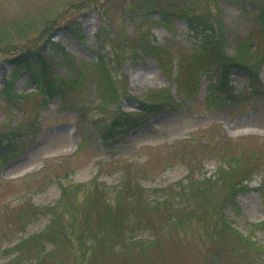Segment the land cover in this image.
Returning <instances> with one entry per match:
<instances>
[{
  "label": "rangeland",
  "instance_id": "1",
  "mask_svg": "<svg viewBox=\"0 0 264 264\" xmlns=\"http://www.w3.org/2000/svg\"><path fill=\"white\" fill-rule=\"evenodd\" d=\"M263 5L264 0H0V32L13 29L11 38L30 37L11 40L21 48L37 45L47 26L44 17L53 11L56 29L43 49L57 53L40 87L28 72L15 70L16 49L0 44V135L17 132L14 148L0 147V264H36L37 258L38 264H264V90L250 93V75L237 62L222 73L194 59L204 34L188 21L194 10L219 22L230 56L236 55L231 40L238 38L239 62L250 65L264 87V27L259 12L251 11ZM127 41L151 49H126L118 59L121 78L110 71L99 78L94 51L100 44L126 47ZM211 78L215 84L225 80L232 96L214 91ZM51 87L57 91L52 95ZM172 101L175 109L145 111ZM115 116L126 125L112 126ZM100 128L111 131L108 143ZM127 174L142 181L131 182L134 192L111 207L107 194L120 191ZM92 179L109 188L100 194L103 202L90 205L100 213L92 220L113 208L125 211L130 234L126 243L107 240L103 249H88L83 260L68 244H49L38 235L58 228L65 212L64 223L75 236L83 231L87 191L77 186ZM204 179L211 183L199 187ZM191 184L199 187L196 194L187 190ZM79 244L74 240L71 246L81 250Z\"/></svg>",
  "mask_w": 264,
  "mask_h": 264
},
{
  "label": "trees",
  "instance_id": "2",
  "mask_svg": "<svg viewBox=\"0 0 264 264\" xmlns=\"http://www.w3.org/2000/svg\"><path fill=\"white\" fill-rule=\"evenodd\" d=\"M251 11L255 13L259 12V16L257 13V22L259 23L260 26L264 27V5L262 8L260 7L258 11H256L255 7H253ZM52 14H53V11L48 13V15H45L44 20L47 22L46 23L47 26L45 27L43 34L40 35V37L36 38L38 39L37 45L31 49H26L24 47L21 48L17 46L15 43H12L14 42L13 40H15L16 42H19L20 40H22V42H24L25 40L28 41L30 37L27 36V38H24V39L23 38H11L9 36L10 35L9 32H11L13 29L9 31L8 30L3 31L2 33L0 32L1 33L0 34V44L4 46L6 45L12 46L10 50L16 49L14 51L18 52V54L14 57V61L16 65L15 70L16 71L24 70L28 72L33 78H35L38 81V86L40 87L44 85V80L46 79L47 75L51 72V69L57 60V53L55 54L49 53L43 49V44L48 39L50 32L56 29V27H54L55 26L54 23L56 19L51 17ZM189 14L194 15L193 17H189V19L187 18L188 21H190L191 23L190 26L193 29H197V30L198 28L201 27L200 31L203 32L204 34L203 43L200 45L199 49L196 51L197 55H194L193 58L197 60L200 59L203 62L210 64V66L213 65L217 69H220L222 73L227 72V69L225 67L228 64H231V65L239 64L242 68L246 69V71H248L250 75V78H251L250 93H252V95H258L260 93H263L264 87L261 84L260 79L258 78V73L250 65L244 64L243 62H239L240 56L242 54V50H241V45H240L241 43L236 41L238 40V38L231 40L230 44L232 47L233 45H235L233 47V50L236 55L230 56L226 52V48L229 42L224 34V31L221 32L220 23L219 22L215 23L213 22L212 18L208 17L206 14H199L198 12L194 10H190ZM60 23H57L56 25ZM16 30L17 31L14 36L19 34L18 29ZM245 39L249 40V38H245ZM124 43H126V47H123V44H122L121 46H118V47L113 45L108 48L100 44V48L94 51V53L97 55V59L95 60L96 63L94 67L97 70L96 75L99 76V78L105 77L107 75L106 71H110L111 73L114 72L119 75L120 60L118 61V59L123 58L122 57L123 52L126 51V49H129L130 53L134 51L133 53L135 54L136 53H140V54L148 53L149 50L151 49V46L148 43L146 44V46L143 44L134 45L133 43L129 41L124 42ZM56 44L57 43L52 42L51 46L53 47L58 46ZM249 47H254V45L250 43ZM60 52H61L62 57L67 55V53L63 49H61ZM233 62H237V64H234ZM208 68L209 67H205L203 69L209 71ZM118 78H121V76L119 75ZM213 81L214 80H212L211 78L210 87L215 89L214 91L216 92L218 91L219 94L227 93V95L229 94L230 96H232L231 95L233 93L232 88L228 85V83H226L225 80H222L219 84L218 83L215 84ZM48 92L49 94L52 95L57 91H56V88L51 87ZM6 93L12 94L8 92ZM164 103H155L152 105V108L150 110L146 109L145 111L147 112L154 111L156 108L162 110L164 107H168V109L171 110L177 107V105L173 101L170 103L169 102H164ZM115 119H116V116L115 118L113 117V119L110 122L112 126L113 124H116L120 127L126 125V121H124L121 117H118L119 123H116L118 121H116ZM118 130H122V129H118ZM15 131H10V132L8 131L0 135V147H3V148L13 147L14 148V144L11 142V139L17 135V132ZM110 132L111 131H109L108 129L106 130V129L100 128V134L106 143H108V141L111 139ZM223 173H226V172L223 170L221 174ZM141 181H142L141 179L135 178V182H134L132 180L131 175L129 174L124 175L122 185L118 189L120 191H117L113 196H111V194H107L109 193L108 186L106 184L99 185L97 182V179L95 180L92 179L89 183L78 185L77 186L78 190H80L79 189L80 187V188H84V191H87V193L83 196H84V201L86 200L88 212H85L83 214L84 216L81 217V221H80V226L83 228V231L78 233L77 237L75 236V232H73L74 227H72V225H69V224L67 225L68 221L64 223V219L68 217V213L65 212L64 217L60 216L58 218L60 219L58 228L49 232V235L47 233L45 234L40 233L38 236L40 237V239H43L44 242L47 241L46 238L50 239V241H47L49 242V244L50 242L53 245H58V243L62 245L68 244L66 246L68 247V250L71 252L72 251L75 252L74 253L75 256L79 254L83 260L88 254H90L89 252H87L88 249H91V250H96L99 248L103 249L104 248L103 246L106 245L105 242L107 240L111 244L112 243L123 244L125 236L127 237V233L130 234V232L126 229L128 221H125V218L127 216L125 218L123 217V215L126 212L120 211L119 213H117L115 211L116 209L113 208L112 210H108L107 212L103 214L104 216L102 220L94 221L92 220V216H95L98 214L100 215V213L96 212L95 209L94 210L91 209L90 205L95 206V205L100 204V202H103L104 198L101 199L100 194L104 193L105 195L107 194V198H109L105 200V203L110 204L111 207L112 205L118 207L119 205H121L120 201L123 198V194L127 196V193L131 191L134 192L129 186L131 182L134 185L137 183L138 185H140ZM199 183L201 184V186L199 187H202V186H206L210 184L211 180L204 179L203 181H199ZM195 185H197L196 182H195ZM237 185H240V184H237ZM199 187L193 186V184H191L189 186L190 189H187V190L193 192V194H196L198 190L197 188ZM235 188H236V185H231L229 187L230 192H233V191L236 192ZM64 191L66 190L64 189ZM64 191L62 193V197L65 194ZM182 191H186V190L183 189ZM231 197L232 196L230 195L229 198ZM37 209L38 208L33 209V211L37 212ZM52 209L53 208L47 211L48 214L50 213ZM39 211L41 212L42 210H39ZM111 213H116V214H111ZM56 218L57 217H54L53 219H51L50 221L51 225H53L56 222ZM225 226L228 227V224L226 222H225ZM137 228H139V226H137ZM72 236H74V238ZM213 236L215 238L214 234ZM74 240L80 243L79 246H81V250L76 251L74 247L71 246ZM87 241H90V242H87ZM124 243H126V241H124ZM43 256L44 255L41 254L40 259ZM36 260H37L36 264H38L39 258H37Z\"/></svg>",
  "mask_w": 264,
  "mask_h": 264
}]
</instances>
